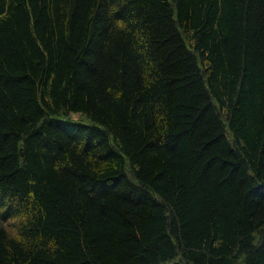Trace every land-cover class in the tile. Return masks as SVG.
<instances>
[{
  "label": "trees",
  "instance_id": "1",
  "mask_svg": "<svg viewBox=\"0 0 264 264\" xmlns=\"http://www.w3.org/2000/svg\"><path fill=\"white\" fill-rule=\"evenodd\" d=\"M0 264H264V0H0Z\"/></svg>",
  "mask_w": 264,
  "mask_h": 264
},
{
  "label": "rangeland",
  "instance_id": "2",
  "mask_svg": "<svg viewBox=\"0 0 264 264\" xmlns=\"http://www.w3.org/2000/svg\"><path fill=\"white\" fill-rule=\"evenodd\" d=\"M77 116V115H76ZM76 116H74V117H76Z\"/></svg>",
  "mask_w": 264,
  "mask_h": 264
}]
</instances>
